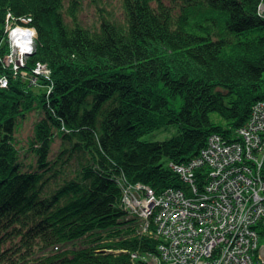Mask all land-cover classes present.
<instances>
[{"label": "trees", "instance_id": "trees-1", "mask_svg": "<svg viewBox=\"0 0 264 264\" xmlns=\"http://www.w3.org/2000/svg\"><path fill=\"white\" fill-rule=\"evenodd\" d=\"M121 2V21L88 28L76 0H0V264H153L162 240L152 219L143 232L125 189L187 191L170 165L213 134L242 141L264 100V0ZM14 24L35 31L16 72L3 62ZM37 64L40 91L20 77ZM32 110L18 147L17 120Z\"/></svg>", "mask_w": 264, "mask_h": 264}, {"label": "built area", "instance_id": "built-area-1", "mask_svg": "<svg viewBox=\"0 0 264 264\" xmlns=\"http://www.w3.org/2000/svg\"><path fill=\"white\" fill-rule=\"evenodd\" d=\"M238 133V142L213 134L197 158L170 165L187 191L127 188L126 207L144 222L143 232H153L152 219L162 240L153 264H264V100Z\"/></svg>", "mask_w": 264, "mask_h": 264}, {"label": "rangeland", "instance_id": "rangeland-1", "mask_svg": "<svg viewBox=\"0 0 264 264\" xmlns=\"http://www.w3.org/2000/svg\"><path fill=\"white\" fill-rule=\"evenodd\" d=\"M71 0H64L65 8L69 5ZM76 19L77 21L88 28L97 27L99 24V20L103 15H108L114 18L116 21H121L123 18V8L121 0H76ZM28 29L31 30L30 36L27 38L28 41L31 39V44L29 45V51L23 52L19 45L18 40H12L13 36L11 35L16 29ZM7 56L4 58L3 62L5 65H9L12 70L15 72L19 70V68L25 65L27 57L33 53L34 51V37L35 31L30 27H26L25 25H16L9 26L7 29ZM16 46H13V45ZM38 65V64H37ZM21 72V71H20ZM48 74V70L44 65H38L35 67L33 74L27 75L23 70L21 73V78H27L30 81L28 85H30L34 90L40 91L43 86L40 84L48 83L46 76ZM39 78V79H37ZM0 86H5L4 81H0ZM39 115L36 110H32L28 112L24 117L17 120L16 128V142L18 147H28V140L33 135L34 124L38 120ZM212 118L216 120L218 116L216 114H212ZM172 134V130L165 129L163 131H158L153 133V135H148L146 138L150 139H166L170 137ZM57 143L55 144V146ZM27 155V154H26ZM29 158V157H28ZM262 240V239H261ZM262 243V242H261ZM264 244V243H263Z\"/></svg>", "mask_w": 264, "mask_h": 264}, {"label": "bare ground", "instance_id": "bare-ground-1", "mask_svg": "<svg viewBox=\"0 0 264 264\" xmlns=\"http://www.w3.org/2000/svg\"><path fill=\"white\" fill-rule=\"evenodd\" d=\"M31 30L27 29H16L11 35L13 36L12 40H18V45L20 49L23 51L26 49V51L29 48L30 41L27 40V38L30 36ZM13 46H16L15 44ZM127 189H125L124 192H126Z\"/></svg>", "mask_w": 264, "mask_h": 264}, {"label": "water", "instance_id": "water-1", "mask_svg": "<svg viewBox=\"0 0 264 264\" xmlns=\"http://www.w3.org/2000/svg\"><path fill=\"white\" fill-rule=\"evenodd\" d=\"M263 226H264V220H263ZM258 253H259L261 260L264 262V244L260 246Z\"/></svg>", "mask_w": 264, "mask_h": 264}]
</instances>
